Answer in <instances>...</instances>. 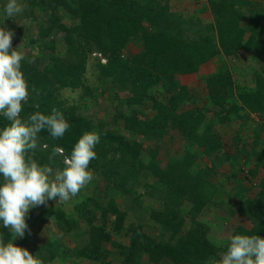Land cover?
I'll return each instance as SVG.
<instances>
[{
	"label": "trees",
	"instance_id": "obj_1",
	"mask_svg": "<svg viewBox=\"0 0 264 264\" xmlns=\"http://www.w3.org/2000/svg\"><path fill=\"white\" fill-rule=\"evenodd\" d=\"M27 4L24 17L35 18L36 11L49 17L46 21H38L39 37L31 42L38 43L40 48L43 46L52 56L42 70L33 68L26 60L23 62L26 78L35 89L30 91L24 114L37 110L50 113L52 108H57L71 124L65 136L57 140L42 131L40 135L47 146L35 158L41 164L49 163L53 149L61 148L63 152L55 158L54 166L62 167V156L70 155L84 132L95 129L94 122L86 116L76 115L73 109L60 108L54 89L57 90L56 85L83 86L86 55L96 46L108 60V64L102 66L104 76L117 85L118 97L120 92L127 96L119 100L114 115L116 128L105 130L108 126L103 124L100 128L104 138L95 149L102 151L106 143L102 141H114L118 143L121 162L100 167L95 164V158L89 167L94 170V175L103 176L109 185L122 187L120 184L125 185L128 178L135 180L138 169L146 166L143 141L126 137L119 128L122 123V129L155 143V148L150 150L152 166L149 168L157 182L166 187L157 191L169 197L160 210H153L147 216L135 187L127 190L132 199L122 212L116 201L105 200V196L101 198L95 189V196L80 201L70 215L50 208L36 216L44 221L47 214L54 215V223L74 242V249L55 239L41 247L34 245L29 251L32 254L38 252L45 264L69 261L80 264L82 260L89 264H112L108 260L111 250L107 243L123 257L121 264H145L142 262L144 256L150 262L166 259L171 264H206L209 257L218 258V253L226 250L229 240L223 247L212 244L205 236V225L194 219L193 228L184 231L186 221L178 210L187 203L191 205V212L198 213L220 197L217 187L210 181L216 173V165L196 167V160L200 155L219 163L230 160L212 120L214 117L221 125L242 120L245 113L264 118V74L257 75L251 91L239 90L225 66L203 77L208 98L205 108L198 105V100L179 77L197 73L200 66L214 57H230L239 51L264 57V37H260L258 30L260 11L254 10L258 5L246 2L245 10L232 0H209L214 22L203 28L197 18L172 11L169 2L162 0H27ZM66 18L76 24L69 27ZM51 35L61 37L67 49L65 56L53 57L56 42L53 39L46 42ZM133 40L142 42L143 51L130 59L120 58L119 54ZM153 89L160 90V94ZM158 95H164L166 101L160 100ZM190 104L193 107L184 110ZM149 110L154 112L153 116L142 123L140 116L146 117ZM209 114L212 115L209 117ZM7 123L0 117V127ZM261 127L262 123L258 124L255 131V149L258 143H264L260 138ZM170 131H178L185 144L195 150L187 149L184 155L172 157L165 163L158 157V144ZM254 153L263 160L264 154ZM250 173L256 177L257 169ZM259 186L260 191L254 197L243 196L237 208H229L232 216L240 214L250 225L238 226L234 234H256L264 238V178ZM131 209L136 210L134 221L129 215ZM99 218L103 220L101 225L97 223ZM109 219L114 224L112 229L107 225ZM128 220L133 223L130 227L126 226ZM30 221L32 217L27 219V224ZM146 222L156 224L158 234L145 233L143 223ZM124 228L128 243L113 237V232L121 233ZM0 238L7 242L11 238L10 231L0 228ZM17 245L26 247L28 241L20 238Z\"/></svg>",
	"mask_w": 264,
	"mask_h": 264
},
{
	"label": "rangeland",
	"instance_id": "obj_2",
	"mask_svg": "<svg viewBox=\"0 0 264 264\" xmlns=\"http://www.w3.org/2000/svg\"><path fill=\"white\" fill-rule=\"evenodd\" d=\"M168 1L172 11L183 13L186 17L198 19L201 21V25L204 28L210 23L214 22L213 15L209 9V0H162ZM236 2L238 6H244L245 3L257 4L258 11H260V24H259V35L264 37V0H232ZM4 7V3L0 2V10ZM247 9L246 6L243 9ZM35 12V11H34ZM25 10L21 15L14 18H7L5 23L13 29L15 35L12 40V47H17L20 45V49L24 54L25 60L30 63V66L36 68L37 70H42L47 62L50 61L52 54L50 51L45 50L43 46L33 44L31 39L38 38V21H46L49 19L48 15L45 13L35 12L31 17H24ZM253 17V15L251 16ZM252 19V18H251ZM66 25L73 27L76 22L72 20L65 19ZM61 38V37H60ZM59 37L51 35L46 39V42L52 40L56 42L55 50L53 52V57L65 56L67 49L65 44H63ZM89 47V46H88ZM96 47V46H95ZM93 47L92 50L88 51L86 55V70L82 75L83 86L79 88L71 87H60L57 86V90L54 89L56 96V103L63 110L73 109L76 115H84L94 122L95 129L101 130L103 124H107L105 130L116 128L114 123V115L116 109L119 106V100L127 96V93L120 92L119 97L116 93L118 87L112 82L110 77L104 76V71L102 66L108 64L107 58L99 52L98 47ZM43 48V49H42ZM142 42L133 40L127 44V47L124 51L119 54L120 58L130 59L135 54L143 51ZM210 64L204 66V70L200 72V69L194 75L188 76L181 80V83L187 85L190 89V92L198 100V105L204 107L208 104L207 98V88L206 84L203 82V77L210 75L211 72L215 73L221 67L225 66L229 69L235 86L237 88L251 91L255 85V79L258 74H264V57L254 53V52H244L239 51L237 55H232L230 57H214L209 60ZM201 68V66H200ZM207 69V70H206ZM209 74H205V73ZM199 73H202L201 76ZM157 90L156 93L160 94V90ZM53 91V87L51 88ZM154 94V92L152 91ZM30 95V94H29ZM160 100L166 101V97L163 95H158ZM168 96V95H167ZM118 97V98H117ZM193 106L186 105L185 109L192 108ZM134 109L137 106L133 107ZM153 111L149 110L146 115L140 116L142 123L149 120L153 116ZM212 114H209L210 117ZM216 116V114H214ZM213 122L216 126L220 137L224 143V150L227 155L230 157V160H226L222 163L218 161H212L208 157L200 155L196 160V167L208 166L212 167L216 165V173L213 177L210 178V181L218 189V197L212 203H209L205 206L200 212L194 213L191 212V205L184 203L179 208V212L183 213L185 219V228L184 231L190 230L192 227L193 219L205 225V236L207 239L214 245L223 247L225 243L230 239L234 234L238 226L249 227V222L245 220L240 214L231 215L229 208H237L239 204V199L243 196L254 197L255 194L260 191L259 182L264 178V158L259 160L254 151L264 154V143L259 144L257 148H254L255 143V131L258 127V124L262 123L261 127V139H264V118L260 115H253L251 113H245L242 120L234 121L232 123L220 124L219 119L214 117ZM121 123V122H120ZM122 123L119 125L121 132L128 138L133 139L137 142L143 141V159L145 160L146 166L142 169H138V175L135 180L133 178L126 179V184L121 185L122 187H116L114 185H109L107 180L103 176L94 175V180L87 185L77 197H74L72 202L69 204L57 203L55 200H50L46 205H42L31 209L28 215V218L32 217V221L28 224V229L24 239L28 241L26 248L31 249L34 245L41 247L45 245L48 241H53L58 239L64 242L67 247L74 249V242L71 241L70 237L67 234H63L60 228L54 223V215L47 214L44 221L42 219L36 218L40 213L50 210V208L59 211L62 210L63 213L68 215L72 214L75 206L80 203V201L85 200L87 197H94L96 192L99 196L104 197L105 200H114L118 205V209L126 211L127 203L132 199L127 190L130 188L136 189L137 197L141 199L144 213L148 216L154 210H160L164 203H166L167 198L162 193L157 191L165 190L166 187L161 186L157 182V178L151 172V163H150V150L155 148V143L145 141V138L138 134H132V132L122 129ZM119 132V131H117ZM104 138L101 134V139ZM108 140V139H107ZM104 146L102 151H96V165L100 167L109 166L116 164L118 161L121 162L120 153L118 151V143L114 141H102ZM159 146V159L162 162H167L172 157H179L184 155L187 149L195 150V147L186 145L183 139V136L178 131H170L169 134L158 144ZM47 146V143L42 140L41 135L39 134L37 140V148L32 150L31 154L34 159L35 156L39 155V151L44 150ZM105 148V149H104ZM197 152V151H196ZM40 162V161H39ZM215 162V164H214ZM163 164V163H162ZM148 165V167H147ZM257 169V176L252 177L250 171L252 169ZM96 189V192H95ZM153 193V194H150ZM165 194V193H164ZM128 196V197H127ZM124 197H127L125 199ZM172 200V197H171ZM135 208V207H134ZM136 210H130L129 215L131 216V221H134ZM195 214L194 215H192ZM27 218V219H28ZM114 216L111 218V221L114 220ZM103 220L98 219L97 223L101 225ZM29 223V222H27ZM126 226L130 227V220L126 222ZM145 233L150 235H156L159 232V228L156 224L152 223H143ZM109 229H112V224L107 223ZM125 227V228H127ZM123 229L121 233H114L113 237L119 241H125L128 243L129 239L124 233L126 229ZM22 239V238H21ZM20 238L14 240V243L17 245ZM108 249L111 250V255L108 260L112 261V264H121L123 257H121L118 250H115L112 245L106 244ZM25 247V246H24ZM80 264H89L88 261L82 260ZM142 262L145 264H171L168 260L164 259L159 263L150 262L147 256L142 258ZM65 264H74L73 261H69Z\"/></svg>",
	"mask_w": 264,
	"mask_h": 264
},
{
	"label": "clouds",
	"instance_id": "obj_3",
	"mask_svg": "<svg viewBox=\"0 0 264 264\" xmlns=\"http://www.w3.org/2000/svg\"><path fill=\"white\" fill-rule=\"evenodd\" d=\"M0 117L8 123L0 127V228L8 229L11 238H0V264H45L38 252L14 243L24 238L31 209L50 200L69 204L94 180L89 167L96 158L101 130L84 132L73 145L70 155L62 156V167L54 166L63 152L54 148L49 163L33 158L32 150L46 131L53 140L61 139L71 127L61 110L24 114L30 91H34L23 71L25 57L20 45L12 47L14 31L6 23L16 19L28 7L27 0H0ZM206 264H264V238L256 234H234L226 250L209 257Z\"/></svg>",
	"mask_w": 264,
	"mask_h": 264
},
{
	"label": "crops",
	"instance_id": "obj_4",
	"mask_svg": "<svg viewBox=\"0 0 264 264\" xmlns=\"http://www.w3.org/2000/svg\"><path fill=\"white\" fill-rule=\"evenodd\" d=\"M209 64H210V62H207V63L203 64V65L201 66V68H200V72H202V69L204 68V66H208ZM203 70H204V69H203ZM206 70H207V69H206ZM201 74H202V73H199L200 76H201ZM205 74H209V73L207 72V73H205ZM211 74H213V72H211ZM211 74H210V75H211ZM191 75H194V74L181 75V76L179 77V79L182 80L183 78H186V77L191 76ZM206 76H208V75H206Z\"/></svg>",
	"mask_w": 264,
	"mask_h": 264
}]
</instances>
